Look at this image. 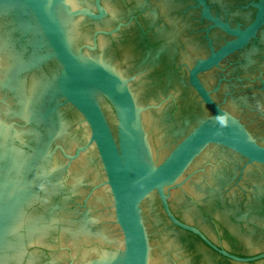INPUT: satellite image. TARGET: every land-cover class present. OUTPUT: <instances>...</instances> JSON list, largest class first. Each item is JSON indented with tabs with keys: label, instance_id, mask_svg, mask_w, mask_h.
<instances>
[{
	"label": "water",
	"instance_id": "95a60500",
	"mask_svg": "<svg viewBox=\"0 0 264 264\" xmlns=\"http://www.w3.org/2000/svg\"><path fill=\"white\" fill-rule=\"evenodd\" d=\"M165 6L173 49L188 26ZM257 8L244 30L204 8L232 39L187 79L166 65L129 77L160 47L98 46L116 0H0V264H264V72L231 65L225 109L200 79L255 37Z\"/></svg>",
	"mask_w": 264,
	"mask_h": 264
},
{
	"label": "flooded vegetation",
	"instance_id": "af4514ba",
	"mask_svg": "<svg viewBox=\"0 0 264 264\" xmlns=\"http://www.w3.org/2000/svg\"><path fill=\"white\" fill-rule=\"evenodd\" d=\"M146 1L147 5L142 7L137 2V0H116L117 8L121 11V13L113 19L109 27L96 28L93 31L92 37L96 32H113L109 36L98 35L96 42L99 46V38H106L113 47H117V50H119V48L123 45L136 44V42H138L141 46H144L146 49L160 47V54L157 57L158 60L154 61L151 67L148 69L145 68L144 71H137L129 77H138L145 71L149 72L150 74L157 75L160 71L159 68L166 65L172 68L169 69V73L174 75L184 74L188 79V70L191 68L193 63L200 59L209 57L213 52L218 51L221 46L232 39L230 35L221 29L214 27V24L211 20H209L207 17H204V8L208 9L212 18L217 19L222 23L228 24L231 29H236L239 27L240 29L244 30L255 21L258 11L257 5L261 0ZM166 4H168L167 7L171 8V13L169 14L170 18L177 22L178 28H182L183 25L188 26L183 31H180V46L174 47L173 49H168L166 40L161 38L159 35V30L161 28L169 29L170 26L168 20L162 15V10L164 7H166ZM152 10H156L157 13L156 19L154 21L150 15ZM120 15L122 16L120 19H118ZM262 33H264V24L261 25L255 37L251 39L243 49L222 60L218 67H214L201 75L200 79L202 83L209 91L213 92L212 96L214 97L216 103L220 104L223 109H225L226 99H223L222 101L219 100L217 98V94L220 92L224 83L233 81V79H228L226 77L227 70L231 65L235 66L238 64L242 71H248L253 65L256 66V64H261L260 67L264 72V38H262ZM189 39L198 44V48L196 47L195 50L190 49V47L186 45V42ZM87 43H91V41H88ZM247 51H254V53L251 55L252 63H250L248 68L244 70L241 67L242 63L244 62L241 54ZM185 64H187L189 68ZM203 76H206L207 79L210 80L214 88L209 87L207 83L203 82ZM258 79L260 80L258 88L264 94V78L262 76V78ZM234 81H241V79H234ZM190 90L197 98L201 106L207 111L206 107L200 102L195 92L191 88ZM244 168L245 167H243V169ZM179 221L182 222L181 220ZM255 223L264 229V225H262L261 222L257 221ZM187 233L195 237L203 249L210 250L212 252H219L221 250L219 246L214 250L210 246V243L208 244L207 242L203 241L197 236V234L192 232ZM200 233L201 235H204L202 232ZM239 234L246 235L240 232ZM226 235L230 234L227 233ZM233 235H236L234 233V229ZM232 255L241 258H252L251 254L246 255L241 253H232ZM232 262L231 264H242L235 263L234 261Z\"/></svg>",
	"mask_w": 264,
	"mask_h": 264
}]
</instances>
